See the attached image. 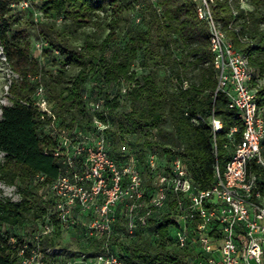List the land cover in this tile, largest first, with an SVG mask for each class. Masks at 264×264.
<instances>
[{
	"label": "trees",
	"instance_id": "1",
	"mask_svg": "<svg viewBox=\"0 0 264 264\" xmlns=\"http://www.w3.org/2000/svg\"><path fill=\"white\" fill-rule=\"evenodd\" d=\"M9 1L0 0V43L7 59L21 71V61L28 59L11 31V15L7 14ZM31 2L47 18L36 21L39 35L49 45L45 50L56 51L58 55L52 59L62 56L54 76L47 72L40 75L48 87L46 94L53 102L57 124L69 130L88 129L90 114L83 93L103 98V111L97 115L103 120L107 116L110 122L105 131L108 153L117 159L134 154L148 189L152 187L146 164L150 151L165 159L179 155L193 184L201 188L208 186L213 180L215 165L224 167L230 158L233 142L240 139L242 124L236 109L228 106L226 95L214 94L217 75L209 49L208 28L198 19L194 0ZM248 4L250 8L241 7L239 0L231 3L215 0L213 15L234 46L248 55L253 75L251 85L257 88L260 97L264 94V0H248ZM104 22L107 32L98 40L95 32ZM88 27L93 29L85 32L81 44L68 41L71 30ZM136 67L141 72L137 73ZM70 68L75 71L70 72ZM38 83L30 82L27 92L1 107V178L16 187L19 199L0 197V264H18L17 249L24 241L9 228L29 220L38 226L39 221L43 223L45 217L52 215V192L46 198L40 190L51 186L61 171V164L52 153L55 142L48 131L50 120L41 117L29 96ZM123 84L127 87L124 93L121 92ZM121 96L126 97L127 106L119 111ZM211 114L222 122L218 131L209 122ZM112 123H116L121 139L126 140L132 134L144 136L140 152L115 150L109 145ZM166 123L170 125L174 147L162 140ZM232 127L237 130L230 137ZM154 130L157 139L152 137ZM249 171L257 174L260 168L252 163ZM173 208L171 201L131 236L124 235L122 228L123 252L120 254L125 264H183L185 261L196 264L193 259L196 250L180 248L175 243L172 227L176 222L170 215ZM120 222L124 220L119 217L115 226ZM58 235L55 232L45 242L55 245ZM12 237L14 243L10 240ZM101 249V240L90 239V244L81 251Z\"/></svg>",
	"mask_w": 264,
	"mask_h": 264
},
{
	"label": "built area",
	"instance_id": "2",
	"mask_svg": "<svg viewBox=\"0 0 264 264\" xmlns=\"http://www.w3.org/2000/svg\"><path fill=\"white\" fill-rule=\"evenodd\" d=\"M194 2L198 19L208 28L217 75L214 94L226 95L228 106L236 109L242 124L240 139L233 142L224 167L216 164L212 182L201 188L193 184L179 155L165 159L150 151L146 164L152 187L148 189L134 154L117 159L108 153L105 131L110 122L107 116L103 120L97 115L103 111V98H92L84 92L90 126L67 130L57 124L44 84L40 83L33 104L42 118L53 120L47 126L55 140L52 153L61 171L50 186L52 215L45 217L32 241L24 240L19 245L18 264H124L114 243L116 235H121L115 226L119 217L124 220V232L131 236L171 201L175 243L180 248L193 247L196 264H264V94L259 97L257 88L251 85L248 55L234 46L214 18L215 0ZM239 3L250 8L248 0ZM19 5L28 8L30 3L22 0ZM35 15V21L44 17L41 11ZM48 46L44 39L35 44L40 52ZM121 87V92H126V85ZM208 119L214 131L221 129L219 118L211 114ZM236 130L232 127L228 135ZM252 163L260 168L257 174L249 171ZM81 215L86 217L87 236L101 240V250L74 252L45 242L55 232L66 234ZM10 240L15 242L14 237Z\"/></svg>",
	"mask_w": 264,
	"mask_h": 264
},
{
	"label": "rangeland",
	"instance_id": "3",
	"mask_svg": "<svg viewBox=\"0 0 264 264\" xmlns=\"http://www.w3.org/2000/svg\"><path fill=\"white\" fill-rule=\"evenodd\" d=\"M22 0H10L8 4V15H11V31L15 34V42L18 44L19 47L23 48L26 53L27 60L21 61L20 70L18 71L14 68L12 62H10L7 57L5 56L3 46L0 43V113L1 107L3 105H9L13 102V100L20 95L24 94L28 90V85L30 82L39 81L43 83L41 80V74L43 72H47L50 75L54 76L56 73V68L59 67V59H62V56L58 59H52L56 54L55 52H51L50 50H45L40 52L35 47V44L43 39L42 36L39 35L38 32V24L35 21V13L39 10L36 8L35 4L29 0V7L22 8L19 5V2ZM36 1V0H34ZM38 21H46V17H42ZM106 22H104L102 28L96 29V37L98 40L103 37V35L107 32ZM93 28H86L84 30L73 31L69 32L68 41L73 45H79L83 42L85 32H91ZM70 72H74V68H70ZM137 73L141 72L140 68L136 67ZM37 85V86H38ZM36 86V87H37ZM19 89V91H18ZM44 94L47 97V89L48 87L44 85ZM35 89L29 93V96L34 95ZM19 94V95H18ZM125 96L120 97V107L119 111H122L127 106V101ZM48 99V97H47ZM49 100V99H48ZM49 102L53 105V102L49 100ZM52 120V119H49ZM53 121V120H52ZM51 121V122H52ZM78 126V125H76ZM116 123H112L110 136H109V145L114 147L115 150L121 148L122 150H133L137 153L140 152L142 147V142L144 140V136L141 134H132L128 135L127 139H121L120 135L118 134L119 129L116 127ZM69 130L67 127H65ZM165 129V136L162 137V140L167 144L174 147L173 139L170 135V125L166 123L164 125ZM115 131V133H112ZM152 137H155V130L152 133ZM54 140V139H53ZM161 141V139H158ZM55 142V140H54ZM55 145V143H54ZM2 159V153L0 152V160ZM147 180L148 176H145ZM46 198L51 196V187H46L40 190ZM0 197H9L12 200H18L19 194L17 189L13 185H9L4 182L1 178L0 172ZM54 203L51 207V211L53 210ZM85 220L86 217L84 215L78 216L75 219V222L71 226L70 230L66 234L58 235L56 237V244L59 247H63L65 249L69 248L74 252L81 251L83 247H87L90 244V238L86 234L85 229ZM42 223V220L38 222V226ZM38 226H34L32 222L26 221L23 225L14 227L13 229L9 228L11 233H16L20 235L24 240L32 241L33 233L37 230ZM124 227V222H120L116 227V231L120 234L122 228ZM126 235V233H123ZM127 236V235H126ZM139 235L136 236V238ZM147 236V233L144 234ZM115 240L117 243L115 244V248L122 253V244H121V237L120 235H116ZM87 251V250H86ZM91 250H89L90 252ZM188 261H185L183 264H187ZM125 264V263H124ZM139 264V263H138Z\"/></svg>",
	"mask_w": 264,
	"mask_h": 264
}]
</instances>
